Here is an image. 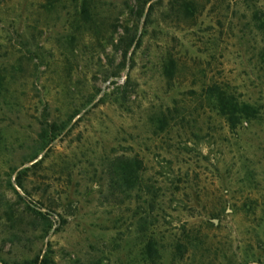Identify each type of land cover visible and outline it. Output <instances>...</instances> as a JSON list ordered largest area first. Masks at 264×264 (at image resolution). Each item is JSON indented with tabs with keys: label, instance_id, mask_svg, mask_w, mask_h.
Listing matches in <instances>:
<instances>
[{
	"label": "rangeland",
	"instance_id": "1",
	"mask_svg": "<svg viewBox=\"0 0 264 264\" xmlns=\"http://www.w3.org/2000/svg\"><path fill=\"white\" fill-rule=\"evenodd\" d=\"M0 264H264V0H0Z\"/></svg>",
	"mask_w": 264,
	"mask_h": 264
},
{
	"label": "trees",
	"instance_id": "2",
	"mask_svg": "<svg viewBox=\"0 0 264 264\" xmlns=\"http://www.w3.org/2000/svg\"><path fill=\"white\" fill-rule=\"evenodd\" d=\"M216 101L218 102L221 114L226 116L228 121H232V118H235V115L236 117L238 116V118H244L246 120L250 118V116H253L250 105L245 102L239 103L233 97H227L222 90H218ZM141 252H143L142 254H145L148 259L153 260V256L156 254L154 243L148 240L142 247Z\"/></svg>",
	"mask_w": 264,
	"mask_h": 264
}]
</instances>
